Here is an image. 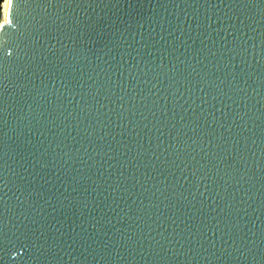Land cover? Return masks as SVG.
Here are the masks:
<instances>
[{"label":"water","instance_id":"95a60500","mask_svg":"<svg viewBox=\"0 0 264 264\" xmlns=\"http://www.w3.org/2000/svg\"><path fill=\"white\" fill-rule=\"evenodd\" d=\"M9 12L0 264H264V0Z\"/></svg>","mask_w":264,"mask_h":264},{"label":"bare ground","instance_id":"6f19581e","mask_svg":"<svg viewBox=\"0 0 264 264\" xmlns=\"http://www.w3.org/2000/svg\"><path fill=\"white\" fill-rule=\"evenodd\" d=\"M8 13H9V0H5L4 3L2 4L3 21H2V23H0V27H2V25H4L6 23Z\"/></svg>","mask_w":264,"mask_h":264},{"label":"snow or ice","instance_id":"6c2138e0","mask_svg":"<svg viewBox=\"0 0 264 264\" xmlns=\"http://www.w3.org/2000/svg\"><path fill=\"white\" fill-rule=\"evenodd\" d=\"M13 3V0H10V5ZM10 12L8 13V16H7V22L6 24H9L10 23ZM3 28H0V30H2Z\"/></svg>","mask_w":264,"mask_h":264},{"label":"trees","instance_id":"16d2710c","mask_svg":"<svg viewBox=\"0 0 264 264\" xmlns=\"http://www.w3.org/2000/svg\"><path fill=\"white\" fill-rule=\"evenodd\" d=\"M4 1L5 0H0V23H2L1 22V13H2L1 9H2V4L4 3Z\"/></svg>","mask_w":264,"mask_h":264},{"label":"rangeland","instance_id":"374dc122","mask_svg":"<svg viewBox=\"0 0 264 264\" xmlns=\"http://www.w3.org/2000/svg\"><path fill=\"white\" fill-rule=\"evenodd\" d=\"M3 21V18H2V13H1V22Z\"/></svg>","mask_w":264,"mask_h":264}]
</instances>
